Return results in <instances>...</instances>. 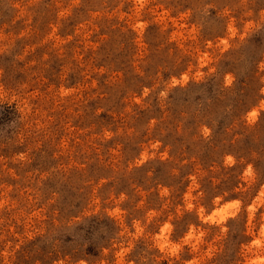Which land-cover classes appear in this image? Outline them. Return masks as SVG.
Wrapping results in <instances>:
<instances>
[{
	"label": "rangeland",
	"instance_id": "rangeland-1",
	"mask_svg": "<svg viewBox=\"0 0 264 264\" xmlns=\"http://www.w3.org/2000/svg\"><path fill=\"white\" fill-rule=\"evenodd\" d=\"M0 264H264V0H0Z\"/></svg>",
	"mask_w": 264,
	"mask_h": 264
}]
</instances>
